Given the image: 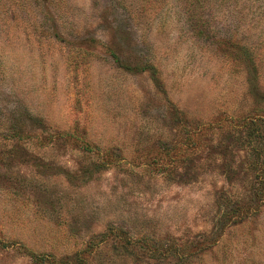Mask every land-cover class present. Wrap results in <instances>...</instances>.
Instances as JSON below:
<instances>
[{"label":"rangeland","instance_id":"rangeland-1","mask_svg":"<svg viewBox=\"0 0 264 264\" xmlns=\"http://www.w3.org/2000/svg\"><path fill=\"white\" fill-rule=\"evenodd\" d=\"M190 3L0 0V264H264V0Z\"/></svg>","mask_w":264,"mask_h":264},{"label":"trees","instance_id":"trees-1","mask_svg":"<svg viewBox=\"0 0 264 264\" xmlns=\"http://www.w3.org/2000/svg\"><path fill=\"white\" fill-rule=\"evenodd\" d=\"M182 2H184L185 7L191 6L190 0H182ZM249 128L250 130L249 133H247L245 142L248 143V145H251L252 150L254 151V154L257 155V160H258L260 158V153L259 150H257L258 146L256 145V142L258 141V139H264V133H263L264 124L261 125L259 122H252ZM257 160L253 162V166L255 167H253L252 169L259 173L262 171V168L259 169V167L256 166V164H258L257 162H259V160L258 161ZM255 196L258 201L257 203H264V184L261 183V186L259 184L257 185L255 189ZM251 209L243 208V206L239 207V205L237 204L236 206H234V208H231L230 213L223 215V219L226 220L229 215L232 216L235 215L236 217L238 216L241 217V214L243 213L251 214L252 213ZM28 253L31 256L33 262L37 264H85L84 260L82 258H79V255L74 259H70V258L56 259L52 255L36 254L31 251H28Z\"/></svg>","mask_w":264,"mask_h":264}]
</instances>
